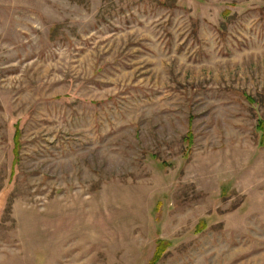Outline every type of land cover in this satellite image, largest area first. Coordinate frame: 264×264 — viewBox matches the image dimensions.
<instances>
[{
    "label": "rangeland",
    "instance_id": "obj_1",
    "mask_svg": "<svg viewBox=\"0 0 264 264\" xmlns=\"http://www.w3.org/2000/svg\"><path fill=\"white\" fill-rule=\"evenodd\" d=\"M259 125L264 0H0V264H264Z\"/></svg>",
    "mask_w": 264,
    "mask_h": 264
},
{
    "label": "trees",
    "instance_id": "obj_2",
    "mask_svg": "<svg viewBox=\"0 0 264 264\" xmlns=\"http://www.w3.org/2000/svg\"><path fill=\"white\" fill-rule=\"evenodd\" d=\"M259 131H261V139L263 140L264 139V127L263 126H261L260 127V125L258 126V127H256ZM18 127L16 128L15 127V133H14V137L16 138V135L18 134ZM15 138H14V140H15ZM186 142H187V144L188 145H190V143H191V137H190V133H189V135H187V140H186ZM16 143V142H15ZM14 152H15V150H14ZM198 229V228H197ZM200 229V228H199ZM163 244H162V240H158V242H157V251H158V253H157V251H156V255H155V258L154 259H152L151 260V262L149 263V264H154L155 263V261L154 260H157L159 257H160V252H162V249H161V246H162Z\"/></svg>",
    "mask_w": 264,
    "mask_h": 264
}]
</instances>
